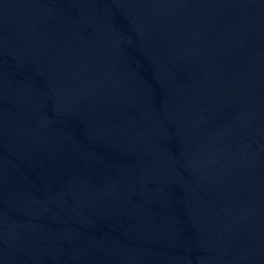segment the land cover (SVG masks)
<instances>
[{
	"label": "water",
	"instance_id": "obj_1",
	"mask_svg": "<svg viewBox=\"0 0 264 264\" xmlns=\"http://www.w3.org/2000/svg\"><path fill=\"white\" fill-rule=\"evenodd\" d=\"M0 133L264 175V0H0Z\"/></svg>",
	"mask_w": 264,
	"mask_h": 264
}]
</instances>
